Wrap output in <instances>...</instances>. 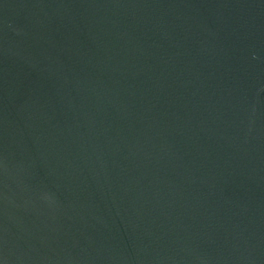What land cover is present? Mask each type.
I'll return each mask as SVG.
<instances>
[{
    "label": "water",
    "instance_id": "95a60500",
    "mask_svg": "<svg viewBox=\"0 0 264 264\" xmlns=\"http://www.w3.org/2000/svg\"><path fill=\"white\" fill-rule=\"evenodd\" d=\"M0 264H264V0H0Z\"/></svg>",
    "mask_w": 264,
    "mask_h": 264
}]
</instances>
